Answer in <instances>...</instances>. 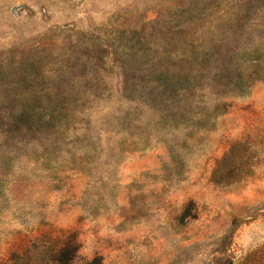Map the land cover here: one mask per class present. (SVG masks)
Segmentation results:
<instances>
[{
  "label": "rangeland",
  "instance_id": "1",
  "mask_svg": "<svg viewBox=\"0 0 264 264\" xmlns=\"http://www.w3.org/2000/svg\"><path fill=\"white\" fill-rule=\"evenodd\" d=\"M0 264H264V0H0Z\"/></svg>",
  "mask_w": 264,
  "mask_h": 264
}]
</instances>
